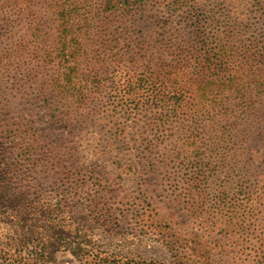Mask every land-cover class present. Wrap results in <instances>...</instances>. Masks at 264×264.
I'll return each mask as SVG.
<instances>
[{
    "label": "rangeland",
    "instance_id": "rangeland-1",
    "mask_svg": "<svg viewBox=\"0 0 264 264\" xmlns=\"http://www.w3.org/2000/svg\"><path fill=\"white\" fill-rule=\"evenodd\" d=\"M45 1L32 0L37 8ZM153 1L149 6L155 7L146 11V16H134V22L125 24L128 34L134 33L128 41L134 40L133 44L143 49L145 61L147 41L166 42L172 31L181 35V23L186 19L191 23L198 7L207 6L217 14L229 8L246 13L254 0ZM44 14L43 10L40 15L46 20ZM17 15L10 12L8 17L19 23ZM80 27L83 47L75 51L70 65L75 90L83 92L84 88L87 96L81 102L67 95L63 103L50 99L45 106L37 95V84L20 88L14 80L22 74L18 76L0 64V126L5 129L7 120L25 119L34 130L50 137L52 148L65 155V163L73 155L87 175L81 177L87 187H69L64 195L56 191L60 182L45 174L35 175L44 187V200L38 202L37 211L43 204L59 205L71 224L82 229L84 245L124 262L170 261L159 241L160 228L169 226L180 235L185 255L192 256L195 264H252L250 249L264 243V143H256L258 125L241 126L238 137L230 143H211L205 133L201 141L183 146L188 127L183 122L156 130L159 111L152 108L147 84L137 105L130 102L128 88L120 94L107 80L111 78L107 72L100 78L106 79L101 91L93 92L90 77L84 76L86 59L94 64L103 62L104 67L111 60L120 61L114 72V81L120 84L140 70L129 68L127 57L122 56L127 35L119 34L121 40L114 43L117 36L108 29V36L102 39L110 46L103 49L101 40L93 44L95 35L86 33L82 24ZM5 45L0 43V54L7 52L9 45ZM28 62L29 55H25L21 66L31 65ZM37 78L42 81L41 75ZM191 96L186 93L185 100ZM92 171L101 172L107 190L94 179L99 174L91 176ZM249 187L251 197L247 196ZM3 211L0 207V257L11 245V238H19L16 235L25 231L18 232L11 221L15 219ZM14 230L15 235L11 234ZM32 244L26 249H32ZM54 264L78 262L65 253L58 254Z\"/></svg>",
    "mask_w": 264,
    "mask_h": 264
},
{
    "label": "trees",
    "instance_id": "trees-1",
    "mask_svg": "<svg viewBox=\"0 0 264 264\" xmlns=\"http://www.w3.org/2000/svg\"><path fill=\"white\" fill-rule=\"evenodd\" d=\"M19 1H0V43L9 45L7 52L0 54V64L15 70L18 76L22 74L14 80L20 88L37 84L41 104L48 106L50 99L63 103L67 95L77 102L86 99L84 88V93L75 90L70 65L82 45L78 36L82 32L80 24L86 33L95 35L97 40L93 44L101 40L103 49L110 46L102 37H107L105 32L111 29L112 35L117 36L114 43L121 40L119 34L127 35L122 56L127 57L129 68L140 71L134 77L127 75L120 84L114 81L120 61L111 60L104 67L103 62L94 64L86 59L84 76L90 77L88 82L94 93L101 91L106 79L100 78L107 72L111 74L107 80L116 85L120 94L128 88L130 102L137 105L147 84L152 108L159 111L156 130L183 122L188 126L183 146L201 141L205 133L211 143H230L238 137L241 126L252 124L258 125L256 143H264V0H254L246 13L229 8L217 14L207 6L198 7L191 23L189 19L181 23V35L172 31L166 42L147 41V61L143 49L134 45V40L128 41L134 33L128 34L130 30L125 24L134 22V16H146V11L155 7L149 6L153 0H46L38 6L41 12L44 10L46 20L41 17L38 4ZM10 12L18 14L19 23L8 17ZM161 18L155 21L160 22ZM25 55H29L31 64L27 67L21 66ZM40 75L42 81L37 78ZM186 93L192 95L189 101L185 100ZM3 126L6 128L0 126V207L8 218L15 219L11 221L18 232L25 231L16 235L19 238H11L0 264H54L57 255L65 253L78 264L197 263L192 256L185 255L180 235L169 226L160 228L159 241L170 261L124 262L122 258L92 252L80 240L84 237L82 229L71 224V218L59 205L43 204L39 207L42 210L36 209L38 202L44 200V187L35 175L45 174L60 182L56 191L64 195L69 187H87L81 180L87 177L84 169L77 166L73 155L66 165L65 155L52 148L50 137L34 130L25 119L7 120ZM100 173L92 171L91 176L99 174L94 179L105 191L107 185ZM246 190L251 197L250 187ZM29 243H33L32 249L27 250ZM249 255L252 264H264V243L251 248Z\"/></svg>",
    "mask_w": 264,
    "mask_h": 264
}]
</instances>
